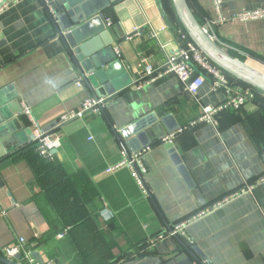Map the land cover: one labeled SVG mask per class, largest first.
<instances>
[{
	"label": "crops",
	"instance_id": "1",
	"mask_svg": "<svg viewBox=\"0 0 264 264\" xmlns=\"http://www.w3.org/2000/svg\"><path fill=\"white\" fill-rule=\"evenodd\" d=\"M91 1L18 0L0 17V160L33 141L26 106L44 132L60 138L62 146L48 158L66 174L47 192L24 158L0 164V253L23 238L21 254L30 264H264V94L221 112L214 124L191 126L201 106L226 100L208 77L198 100L172 74L137 88L134 75L143 60L162 68L182 46L163 0H121L102 13L113 37L131 36L115 48L130 81L112 96L101 89V113L56 126L92 97L56 26L60 16L75 12L82 24L89 22ZM188 3L227 52L264 68L256 59L264 58V18L216 24L211 0ZM259 9L264 0L222 3L227 18ZM144 121V131L122 137ZM169 134L181 163L162 142ZM143 150L146 194L127 168L105 173L122 152ZM235 193L188 224L184 235H171L176 225Z\"/></svg>",
	"mask_w": 264,
	"mask_h": 264
},
{
	"label": "built area",
	"instance_id": "2",
	"mask_svg": "<svg viewBox=\"0 0 264 264\" xmlns=\"http://www.w3.org/2000/svg\"><path fill=\"white\" fill-rule=\"evenodd\" d=\"M18 0H0V17L9 8L14 5ZM47 1V0H45ZM215 14L216 24H224L228 21L238 20L241 22H247L251 20H258L264 18V9L241 12L231 18H227L222 12L223 0H211ZM208 26H211L208 23ZM205 31L215 40L224 50H226L224 44L215 36L211 35L206 28ZM178 34L182 40V46L176 54L171 55L165 65L162 68H155L153 64L148 63L146 60L139 65L138 72L134 75L135 86L141 88L146 84L155 83L159 79L166 75L172 74L176 76L179 82L184 86L185 90L198 100L200 89L204 86L206 80L205 77L210 79L211 89L214 92H224L226 94V100L217 106H201V113L199 117L191 123V126L197 124H214L217 116L225 110H239L243 108L248 102L255 100V89L238 84L232 81L228 74L220 67L215 65L189 38L186 31L180 29ZM78 87H82V82H76ZM104 99L88 97L86 98L79 110L69 111L64 113L57 121V127L64 126L65 124L82 119L87 113L99 114L104 107ZM23 114L28 117L32 124L33 141L38 143V149L42 156H50L51 151L59 149L62 146V142L55 133H46L38 125L32 115V111L28 107H24ZM175 134H169L162 139L164 143H171ZM147 151L143 150L133 154H126L122 152V159L117 164L111 165L106 168L105 173L112 174L122 168H127L133 179L138 186L146 194V181L145 176L148 174V168L145 163ZM250 187L249 189H251ZM239 193H235L233 196L226 197L219 202H216L211 208L197 214L193 217L186 219L184 222L176 225L171 231L173 236L184 235L186 226L198 218L208 213L211 209L219 208L230 200L236 198ZM25 244V240L22 238L19 241L18 246L12 248H6L4 253L9 257L21 253L22 245ZM38 264V263H36ZM46 264H59L57 262H48Z\"/></svg>",
	"mask_w": 264,
	"mask_h": 264
},
{
	"label": "water",
	"instance_id": "3",
	"mask_svg": "<svg viewBox=\"0 0 264 264\" xmlns=\"http://www.w3.org/2000/svg\"><path fill=\"white\" fill-rule=\"evenodd\" d=\"M119 1L121 0H92L90 3L92 8L85 10L86 19L92 18L89 22L82 24L85 19L80 18V12H75V15L73 13H67L60 16V24L56 26L58 36L67 50L74 70L79 72L87 89L90 90L91 96L94 98H99L104 95L101 89L112 96L116 90L122 87L121 85L130 81L129 71L126 70L121 60L118 58L115 48L122 43V41L131 36L124 38H118L117 36L113 37L111 29L108 28L102 17L104 11ZM171 1L174 11L190 40L215 65L249 87L264 93L263 73L251 67L246 60L243 61L233 57L213 40L205 31L204 27L198 22L188 0ZM65 8L69 12V7L66 6ZM109 33L112 37H110ZM102 38L104 39V43L100 44ZM105 66H107L108 69H105ZM119 74H123L124 77L117 78L119 84L117 83L116 85L115 81L117 79L114 78ZM110 82H112L115 87H112ZM145 124V121L140 122L136 127H130L124 130L121 133L122 137L129 140L132 136L130 132H136L135 130H137V132L134 133L136 135L144 131ZM177 127H179L178 124L175 128L168 129L166 132H173ZM156 135L161 137L158 131ZM18 143H20L19 140ZM128 146L130 147L131 144H128ZM168 149L173 150L172 157L178 163H181L178 154L175 153L173 149L172 143H169ZM55 153V150L51 151V155ZM201 257L204 260L206 259L202 255ZM28 263L26 257L21 253L13 257H9L2 251L0 253V264Z\"/></svg>",
	"mask_w": 264,
	"mask_h": 264
},
{
	"label": "trees",
	"instance_id": "4",
	"mask_svg": "<svg viewBox=\"0 0 264 264\" xmlns=\"http://www.w3.org/2000/svg\"><path fill=\"white\" fill-rule=\"evenodd\" d=\"M164 3V7L166 9L168 18L171 22V24L177 29H182L184 31H186L184 29V27L181 25L175 11L172 5V1L171 0H163ZM194 13V12H193ZM195 17L197 18L198 22L202 24L201 21H199V18L196 16V14L194 13ZM230 55H232L235 58H239L243 61H245V57L242 56H238L236 54H234L233 52H229ZM258 61H260L262 64H264V58H256ZM229 78L238 83V84H242L244 86H248L246 84H244L243 82L237 80L236 78H234L233 76H231L230 74H228ZM256 93L259 95L262 92H259L258 90H255ZM256 94V95H257ZM264 94V93H262ZM17 157H21L24 158L28 164L31 166V168L33 169V171L35 172L40 184L42 185V188L47 191V192H52V190L56 187L59 186L61 183H63V181L65 180V171L62 168V166L60 165H55V163L53 162V160H51L48 157H44L40 154L39 150H38V143L35 141H32L31 143H29L28 145H26L25 147H23L22 149H20L18 152L3 158L0 160V164L7 162L10 159H14Z\"/></svg>",
	"mask_w": 264,
	"mask_h": 264
},
{
	"label": "bare ground",
	"instance_id": "5",
	"mask_svg": "<svg viewBox=\"0 0 264 264\" xmlns=\"http://www.w3.org/2000/svg\"><path fill=\"white\" fill-rule=\"evenodd\" d=\"M249 65H250L251 67H253L254 69H256V70H258L259 72H261V73L264 74V68H263V67L259 66V65L256 64V63H251V62H249Z\"/></svg>",
	"mask_w": 264,
	"mask_h": 264
}]
</instances>
